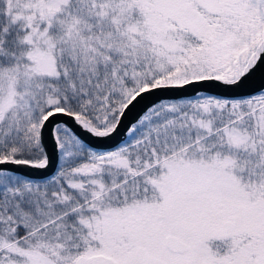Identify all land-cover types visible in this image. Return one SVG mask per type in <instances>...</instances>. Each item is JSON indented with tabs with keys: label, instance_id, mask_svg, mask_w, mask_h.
Masks as SVG:
<instances>
[{
	"label": "snow or ice",
	"instance_id": "6c2138e0",
	"mask_svg": "<svg viewBox=\"0 0 264 264\" xmlns=\"http://www.w3.org/2000/svg\"><path fill=\"white\" fill-rule=\"evenodd\" d=\"M257 74L264 0H0V264H264Z\"/></svg>",
	"mask_w": 264,
	"mask_h": 264
},
{
	"label": "water",
	"instance_id": "95a60500",
	"mask_svg": "<svg viewBox=\"0 0 264 264\" xmlns=\"http://www.w3.org/2000/svg\"><path fill=\"white\" fill-rule=\"evenodd\" d=\"M261 83H264V74H257V76L253 81L252 87L257 88ZM210 91L212 92V94H220L223 91V89L213 88ZM138 111H139V106L137 107V109H134L131 113H129L128 119L129 120L133 119ZM118 139H123V137H118ZM115 143H116L115 141L109 142L108 144H105L104 147L105 148L112 147Z\"/></svg>",
	"mask_w": 264,
	"mask_h": 264
}]
</instances>
